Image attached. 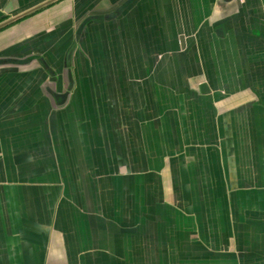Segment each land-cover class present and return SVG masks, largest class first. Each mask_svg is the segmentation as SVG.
<instances>
[{
  "label": "crops",
  "instance_id": "obj_1",
  "mask_svg": "<svg viewBox=\"0 0 264 264\" xmlns=\"http://www.w3.org/2000/svg\"><path fill=\"white\" fill-rule=\"evenodd\" d=\"M0 264H264V0H0Z\"/></svg>",
  "mask_w": 264,
  "mask_h": 264
}]
</instances>
